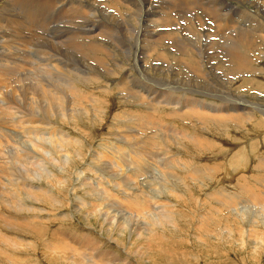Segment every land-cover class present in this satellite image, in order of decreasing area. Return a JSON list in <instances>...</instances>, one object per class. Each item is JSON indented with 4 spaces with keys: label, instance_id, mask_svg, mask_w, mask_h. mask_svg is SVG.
Returning <instances> with one entry per match:
<instances>
[{
    "label": "rangeland",
    "instance_id": "374dc122",
    "mask_svg": "<svg viewBox=\"0 0 264 264\" xmlns=\"http://www.w3.org/2000/svg\"><path fill=\"white\" fill-rule=\"evenodd\" d=\"M248 6L253 8L250 5ZM193 10H197V8ZM187 12V21L191 19L195 21L197 19L198 16L195 18L194 12L189 10ZM56 17L57 13L54 14V18ZM121 21L122 19L117 20L116 24L114 23V28L117 32L119 31L118 28L120 30L125 29V22ZM78 23L85 24V20L81 19ZM47 26L44 28L45 31L43 29L34 30L31 33H35L36 35H33L38 38L41 37L42 43L47 47H49L50 43V46L54 47L50 48L61 51L62 55L67 60L70 59L69 61L72 64L76 65V61V66H89L90 62H82L84 59L81 54L67 49L64 43L61 45L57 44L60 41L55 34L57 28H60L58 30L61 31H73L74 29L77 30V26L64 22H56ZM162 43L161 47L163 50L161 47L151 49L144 57L142 62L147 64L144 63L145 66L142 71H139L138 66L134 64L136 58L140 60L141 49L139 47L136 48L134 44L133 46L131 44L127 47L128 49L125 47L127 50L124 47L111 50L113 54L116 51L115 59L124 61L123 63L126 67H130L132 61L137 67V74L142 75L143 81L153 78L155 86L163 87L166 84L178 86L177 83L182 81L181 78L188 79L189 84H186L187 86L185 87L196 92L201 90L200 93L202 94L197 95L198 98L205 95L212 101L216 99L218 109L220 107L218 103L221 99L240 98L237 95L239 93L240 95L244 94L247 99L256 104L264 105V46L259 49L256 48L252 52L254 55L252 57L254 62L252 63L256 71L253 73L245 72V75L241 73L242 77L240 75H235L234 77L229 71L232 63L228 66L230 58L228 46L218 47L216 45L217 47H213L210 51H207L204 47L201 50V56L191 53L182 55V57L186 56L188 58L190 65L201 68V71L192 74L187 67L185 68L180 61L176 60L177 56L171 52H174L175 49L167 46L168 44L171 46L172 43L168 40L166 41V38ZM32 47L34 45L31 46V54L36 49ZM214 50H216V56H213ZM203 53L205 54L203 55ZM222 54L225 56H222ZM97 56H101L106 60L109 75L102 74L97 81L92 82L90 89H85L86 93L83 95L85 98H83L84 100L82 99V104H84L83 106L86 109L91 108L87 109L88 112L83 110L85 111H82L83 114H74L70 121L56 120L57 127H54V129H62L63 133L69 132L74 137L69 142L62 143V145L64 144L63 148L67 150L64 151L60 143H58L61 146L59 147L57 140L55 144L51 145L49 140H47L50 134L45 130H41L39 138H35L33 134H24L22 128H16V131L9 127L3 129L4 132L17 135L18 138L13 140L17 141L16 145L30 148L29 151L32 150L33 153H36L38 148L35 147L37 145L31 144L33 147L30 145L28 142L30 138H33L34 142L40 144L41 147L47 148L42 150L43 148L39 147V152L37 151L39 154L36 153L37 155H34L32 164L26 166L29 169L30 167L34 169L37 164L43 165L45 168V171H42L43 173L38 171V174H34L31 172L39 180L31 179V181L29 178H24L26 172L23 170H17L18 172L16 171L17 173L15 172V174H18L19 180L25 179L28 183L45 189L49 198L42 191L36 192L35 196H30L27 191L22 190L20 197L25 204V211H17L15 213H13L14 210H8L6 206L0 203V216L2 217V219L0 217V264H99L100 261L102 262L100 257L102 252L105 254L102 255L103 257L109 256L106 258L105 264L115 259V253L113 252L118 253L121 257L124 256L122 257L124 262L121 261L120 264H264V250L261 247L257 249L258 253L255 254L252 251L253 249H251L255 245L252 244L247 235L244 237L245 243L244 241L242 242L240 236H235V239L229 238V231L226 230L227 227L237 228H234L230 223L236 224L241 221L242 216L239 211L242 212H240L241 214H246L247 219L254 220H257L259 214L260 217L258 218L260 219L264 212L260 207L254 206L249 198L242 195V198L237 202V208L229 207V204L227 206L226 203H223L225 201L216 197L217 192H224L228 196L233 195L236 191L235 189L241 184L252 188L253 191L255 190L252 180L257 178L259 174H262V176L264 174L263 163L261 164L260 162L263 173L258 171L260 167L257 166L258 160L264 158V126L262 128L255 122L245 123L246 120H244L241 121L242 123L238 121V124L237 122L228 123L225 128H220L218 124L221 123H217L214 126L216 130H214V128H208V125L201 118L192 116L194 111L181 108L183 105H180L177 110L165 108L162 110L166 112L156 113L153 111L154 114L150 116L151 111L142 109L145 107L144 105L140 103L125 104L123 102L126 98L132 101L136 97L134 95H125L123 90L117 91L115 87V82L120 78L119 67L122 65L120 64L119 67L114 68L110 66L112 62L107 61L108 59L106 58L108 57L103 53H98ZM170 57L172 58L171 60ZM73 60L74 62H72ZM125 60L128 61L126 62ZM32 61L34 63L35 60ZM94 61L98 63L96 60ZM224 62L225 65L223 66ZM167 65H169L168 68ZM171 66L172 68H170ZM213 66H216V73L212 68ZM225 67H228V70H225ZM257 69L259 70L258 72ZM35 72L38 73V70L35 69L32 73L26 70V75L30 76H28L30 79L26 81L27 84L32 81L31 77L36 74ZM200 72L201 74L199 75ZM218 75L221 77L219 78ZM225 75L228 77L227 81H234L235 83L224 85V82H226V80H223ZM203 76H206L205 79L212 76V79H216L218 84L220 83L224 86L225 92L220 93L222 88L218 87V85L217 90L210 92L209 87L202 79ZM10 79L7 81L8 83L6 82V85L0 83L1 92H6V86L9 88L8 91L15 86L16 83L14 85L12 83L14 78ZM106 80L109 81L108 85L112 87L106 85ZM252 80L254 81L253 84L251 83ZM175 85L174 87H176ZM81 87L84 89L85 85L81 84ZM236 89L238 91L235 94L232 90ZM224 93L230 95H225ZM96 95L100 96L102 101L99 97L100 101L98 102ZM190 96L184 94V99L190 98ZM178 97V91L171 94L172 100H177ZM236 104L240 105V102H236ZM262 109L264 110V108ZM256 116L264 120L260 113H256ZM3 117L0 114V126L3 125V122H6ZM176 118H180V120L176 122ZM209 126H212V124ZM184 130H190L193 134L200 135L205 132L216 148L206 150L205 154L204 151L199 154L195 148H185L186 146H184L183 142L178 143L177 139H175L174 144L172 143L170 146L171 149L166 151L155 145L153 140H151L152 135L156 133L160 134L159 137L167 138V136L181 134ZM1 141L3 142L4 140ZM3 144L5 145L4 152H10L14 146V143L11 145L12 143L7 141H4ZM59 148L62 149L60 150ZM4 152H0V154ZM67 153L71 154L67 155ZM238 155H247V160H242ZM8 156L5 155L7 160L9 159ZM5 158L0 156V161H5ZM14 158L15 155L13 160ZM239 164L241 165L239 166ZM10 165L11 163L8 162V167ZM195 169L199 173H196ZM52 174L55 175L54 179ZM20 176H23V178H20ZM246 177L248 178L247 181L243 182V178ZM10 179L11 177H8L5 184H9L8 180ZM164 188L167 189L165 190ZM0 189L6 192L7 187L4 184H0ZM256 192L258 191L256 190ZM1 196L2 193L0 194V202L5 197ZM137 196L144 203L138 206H129L124 203L125 200H130ZM53 197L57 200L52 199ZM163 205L165 207L167 205L168 210L171 211L173 222L159 217L161 215L159 213L166 209ZM168 210L166 209L165 212H168ZM9 215L10 217L19 218H16L18 220L17 224L14 222L7 224L10 219ZM21 217H26L28 221H21ZM92 218H95L96 221H93ZM105 218L106 220L113 218L110 221L111 224L109 221H105ZM118 220L123 222V226H136V229H140L139 226L142 224L149 230L141 231L144 233V237L141 239L127 237L126 234H123L124 232L120 234L113 232V237H111L100 225V222H103L104 226L111 227L115 222L118 224ZM240 224L244 225L243 222ZM250 225L262 226L261 222L249 221L244 227L246 228L247 226L249 228ZM152 230H156L155 233ZM118 236L120 238L119 244L115 240ZM127 239L130 240L128 241ZM149 248L150 250L148 251ZM134 249H137L135 253L140 251L139 253L145 252V254L140 257L139 254L132 253Z\"/></svg>",
    "mask_w": 264,
    "mask_h": 264
},
{
    "label": "bare ground",
    "instance_id": "6f19581e",
    "mask_svg": "<svg viewBox=\"0 0 264 264\" xmlns=\"http://www.w3.org/2000/svg\"><path fill=\"white\" fill-rule=\"evenodd\" d=\"M248 5L252 6L253 8L249 7ZM195 8H197V10H193ZM187 10H189L190 12H194L195 14L193 13L192 14L195 15V18L198 16L195 21H192V19L190 21H187L186 18L187 17L186 14L188 13ZM55 13H57L56 18H54ZM81 19L85 20V24H80L81 22L78 23V21H80ZM120 19H122V21L125 22V27H124L125 29L120 30L118 28V30L120 31V32L118 31L119 32L118 33L117 30L114 28V23ZM56 22H64L67 24H71L72 26H77V30L74 29L73 31L71 30L61 31L58 30L60 28H57V30H55V34L57 38L60 40L57 42V44L61 45L64 43L67 49L73 50L74 52L81 54V56L84 59L82 60V62L83 61H86L88 63L90 62L89 66L86 67L79 65L76 66L77 65L76 61H75L76 65L72 64L69 61L70 59L67 60L65 56L62 55L61 51L54 50L53 49L54 47L50 46V43H49V47H47L45 44L42 43V40L40 39L41 37L38 38L35 36L36 35L35 33H31V31L34 30L37 31L43 29V31H45L44 28L47 25H51ZM165 38L166 41L168 40L169 42L172 43L171 46H169V44L167 46L175 49L174 52L173 51L171 52L177 56L176 60L180 61V63L183 64L185 68L187 67L189 72L192 74L201 71L200 70L201 68L199 69L197 66L190 65L188 58L186 56H185L186 58L182 57V55H186V53L187 55L188 53L194 55L196 54L200 55L201 50L204 47L206 48L207 51H210L213 49V47H217V46L218 47L228 46V52L230 55L228 66H230V64L232 63V66L229 67V71L230 74L234 75V77L235 75H240L241 73L245 75V72L253 73L256 71V69L252 63L254 62L252 61V57H254L252 52H254L256 48L259 49L260 47L264 46V0H0V83L6 85V82L10 78H14V81H12L13 85L14 83H16L15 86L13 88H10L9 91H8L9 88L7 86H6V92L0 91V93H2L0 94V114H2L4 116L3 119L5 118L6 120V122H3L2 123L3 125L0 126V147H2L0 148L1 149L0 152L5 151L6 142L4 145L3 144L4 141L12 143L11 145H13L14 143V146L17 144V141H13L18 138L17 135L16 134L11 135L8 132H4L3 129L6 127L12 128L14 131H16L15 130L16 128H22L24 134H33L35 138H39L40 131L45 130L50 134V137L47 138L50 144L51 145L55 144V141L57 140V144L60 143L62 148L64 146V144L62 145V143L69 142L74 138L73 136H71L69 132L63 133L62 129L56 130L54 129V127H57L56 120L62 119V120L70 121V119L74 117L73 116L74 114L80 115L83 110L87 111V109L91 108L89 107L86 109L83 106L84 104H82V99L85 98V96L83 97L84 93H86L85 89H90V85L92 84V82L97 81L102 74L109 75V68L106 67L107 62L101 56H97L98 53H103L106 57H108L106 58L108 59L107 61L112 62L110 66L117 68L120 66V64L122 65L121 67H119L120 78L115 82L116 83L115 87L117 88V91L123 90V92H125V95H134L136 97L132 101L126 98V100H123V102H125V104L140 103L144 105L145 107L142 109H148L149 111H151L150 116L154 114L153 111H155L156 113L163 112L165 110L162 109L165 108L177 110L180 107V105H183L181 108L194 111L192 113V116H197L201 118L202 121L208 125V128H214V126H216L217 123H221L218 124L220 128H225L228 123L237 122L238 124V121L242 123L241 121L244 120H246L245 123L255 122V124L263 128L264 120L258 118V116H256V113H260L261 116L264 117L263 116L264 110L262 109L264 108V105L256 104L252 102L250 99H247L244 94L240 95L239 93L237 95H239L240 98H235V99L231 98V100L230 98L221 99V101L218 103L220 106L218 109L216 99L212 101L208 96L205 95H202L203 97L198 98L197 95L202 94L200 93L201 90L200 92H196L187 89L188 87L185 86H187L186 84H189L188 79L181 78L182 81L180 80L181 82L177 83L178 86L174 84L177 88L174 87V85H169V84L163 86L165 88H163L162 86H155L156 84L152 80L153 78L152 79L149 78L146 79L147 81H143L142 75L137 74L138 70L136 66H138L139 71H142L145 64H147L145 62H144L145 64L142 62L144 57H146V55L151 49L160 48L163 45L162 41ZM45 41H49V40H45ZM133 44L136 46V48L139 47V49H141V56L139 57L140 60H138L135 57L136 61L134 62V64L136 66L131 61L130 67L129 66L126 67L123 63L124 61L122 62L121 60L115 59L116 51L114 55L111 49L118 47L127 48L129 45L133 46ZM32 45H34V47L32 48H36L33 54L30 53L31 52L30 49ZM214 52L215 53L213 56H216V50H214ZM204 54L205 53H203V55ZM223 55L224 54H222V56ZM154 57L157 58L156 56ZM171 57L170 60L172 59ZM93 59L96 60L98 63H96ZM32 60H35L34 63ZM72 62H74V60ZM162 62H164V60H162ZM224 65L225 62L223 63V66ZM168 66L169 65H167V68ZM170 68H172V66ZM212 68L216 73V66H213ZM227 68L225 67V70ZM35 69L38 70V73L35 72L36 74L31 77L32 81L30 82L29 80L30 83L27 84L26 81L27 79L30 78H28L29 75H26V70H29V72L32 73L35 71ZM170 70L172 71V69ZM258 71L259 70L257 69V72ZM200 74L201 72L199 73V75ZM205 77L203 76L202 79L209 87L210 92L217 90L218 89L217 85L218 87L222 88L220 90L221 91L220 93L225 92L224 86H222L220 83L218 84L216 82V79L215 80L212 79L211 78L212 76L206 79ZM220 77L221 76H219V78ZM227 79L228 77L227 75H225V79L223 80H226V82H224V85L225 84L231 85L235 83L234 81H227ZM108 82L109 81L106 80L105 82L107 83L106 85H108ZM156 83L158 82L156 81ZM251 83L253 84L254 81L252 80ZM81 84H84L86 88L84 87L83 89L81 87ZM108 87H112V86L108 85ZM176 91L179 92V97L177 100H172L171 94ZM232 91L236 94L238 90L236 89ZM184 94L191 96L190 98L184 99ZM224 94L230 95L227 93ZM168 95H170L169 98H167ZM96 97L99 102L101 100V97L97 95ZM240 99H242V101H240ZM236 102H240V105L236 104ZM174 105L176 106L174 107ZM143 115L145 114L143 113ZM178 120H180V118H176V122H178ZM210 124H212V126H209ZM204 130H206V128H204ZM214 130H216V128H214ZM206 135L207 134H205V132L204 134L200 135V134H193L190 130H184L182 131L181 134L167 136V138L163 136L159 137L160 134L156 133L152 135L151 140H153V143L158 147L166 151H169L171 149L170 147L171 144L172 143L174 144L175 139H177L178 143L180 142L184 143V146H186L185 148L188 149L195 148L199 154H202L203 151L205 154L206 150H211L214 147L216 148V146H214L212 143L213 141L209 140V137H207ZM1 140L4 141L2 142ZM28 142L30 143V145L31 144L32 145L34 144V146L37 145L35 147H37L38 149L39 147H41L40 144L34 142L33 138H30ZM60 144H58L59 147H61ZM14 146L10 152H4L0 154L2 158H5V155L6 156L9 155L8 156L9 161L6 158L5 161H0V184H4L7 187L6 192L0 189V194L2 193V196H5L2 200L3 203L2 202L0 203L6 206L8 210L9 209L14 210L13 213L17 211H25L24 209L25 204L23 203V201H21L22 198L20 197V193H22V190L27 191L28 195L30 196H35L36 192L42 191L45 194V196L47 195L49 198V195L45 192V189H42V187L40 188L36 185L28 183V181L25 179L19 180L18 174H15L17 170H23L26 172L24 178H29L30 180L31 179L39 180V178L34 174L35 173L38 174V171L43 173L42 171H45L43 165L37 164L34 167V169L33 168L31 169V167L30 169L26 167L32 164L34 155L39 154L38 149L36 148L38 151V152L36 151L37 153L36 154L33 153L32 150L29 151L30 148H24L18 145H16L15 147ZM204 147L206 148L202 149ZM41 148H43L42 150L47 149L44 146H42ZM65 150L67 149H64V151ZM70 154L67 153V155ZM14 155L15 158L13 160ZM238 157H241L242 160L244 161L247 160V155H238ZM8 162L11 163L10 167H8ZM260 162L261 164L263 163L264 165V158L258 160L257 163V166L260 167V169L258 168L259 169L258 171L262 172L261 170L262 165L260 164ZM240 165L241 164H239V166ZM194 171L196 173H199L198 170L196 169ZM31 172H33L34 174ZM57 172L59 171L57 170ZM4 175L6 176L7 179L8 177L9 178L11 177V179L8 180L9 184H5L7 182V179L5 178ZM53 176L54 177L52 178L54 179L55 175ZM263 176L262 174H259L257 178L252 180L255 186L254 191L252 188L241 184L239 187L235 189L236 191L233 195L228 196L224 194V192H217L216 197L221 198V200L225 201L223 203H226L227 206L229 204L230 205L229 207L232 206V208H237L236 207L237 202L242 198L241 197L242 195L249 198L250 202H252L254 206L260 207L261 210L264 212V186H262L264 185ZM20 178H23V176H20ZM243 179H244L243 182H246L248 178L246 177ZM164 189L166 190L167 188ZM256 190L258 192H256ZM52 199L57 200L54 197ZM124 203L128 204L129 206H136V205L138 206L141 203H144V201H142L141 198L137 196L134 197L133 199L125 200ZM16 206L17 208L15 209ZM32 207L34 206L32 205ZM164 208L168 210L167 205L166 207L164 206ZM166 209L163 210L162 207L163 211L159 213L161 214L159 217L160 218L163 217V219L166 218L172 221L173 220L172 213L169 210L168 212H165ZM257 211L259 212V210ZM240 212L241 211H239V214L242 216L241 221H238L239 223L237 222L236 224L230 223L232 226H234V228L236 227L237 228L233 229L232 227L231 228L227 227L226 230L229 231L228 236L229 238L232 237L234 239L235 236H240L242 238V242L243 241L245 242L244 237L247 235L251 240L252 244L255 245L254 247L251 248L253 249L252 251L255 252V254H257L258 253L257 249L259 247H261L262 250H264V230H262L264 229L262 228L264 227V214L261 213L262 217L260 219L258 218L260 217V214L259 216L257 215L258 216V217L256 216L257 220H254L250 218L247 219L246 214L244 213L241 214L242 212L241 213ZM9 218L12 219L13 221L9 219L7 221V224H9V222H14L15 224H17L18 221L17 219H19L13 216L10 217V215ZM20 220L28 221L26 217H21ZM92 220L96 221L95 218H92ZM111 220H106L105 218V221L110 222ZM159 220L162 221L161 219ZM249 221L261 222L262 226L260 227H258L257 225L254 226L255 225L254 223V225H250L249 228L247 226L245 228L244 225ZM241 222H243L244 225L240 224ZM115 224H113L111 227H107L106 225L104 226L103 222H100V225L103 228V230L106 233H108L111 237H113V232L114 233L118 232L117 234L124 232L123 234H126L127 237H137L139 239L144 237V233L141 231H144L146 228L142 224H140L139 226L140 229H136L135 228L136 226H131V227H129L130 225L128 227L123 226L122 221H119L118 224L116 225ZM152 231L153 233H155L156 230H152ZM135 233L136 235L134 236ZM115 240L119 244L120 242L119 236ZM136 250L134 249L132 253L137 252ZM149 250L150 248L148 249V251ZM139 252L135 254L136 255L139 254L140 257L141 255L145 254V252H141V253ZM113 253H115L114 256L115 259L107 264H120V262L123 261L122 257L124 256L121 257L120 255H118V253L116 252ZM102 255L105 254L102 252ZM102 255L100 256L102 262L100 261V259L99 261L100 263L105 264L106 258H108L109 256L103 257Z\"/></svg>",
    "mask_w": 264,
    "mask_h": 264
}]
</instances>
